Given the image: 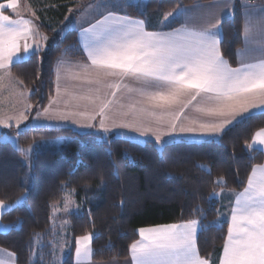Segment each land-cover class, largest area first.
Instances as JSON below:
<instances>
[{
  "label": "trees",
  "instance_id": "trees-1",
  "mask_svg": "<svg viewBox=\"0 0 264 264\" xmlns=\"http://www.w3.org/2000/svg\"><path fill=\"white\" fill-rule=\"evenodd\" d=\"M76 1L30 0L48 39L38 55L11 67L29 92L28 118L52 96L57 60L83 57L76 29L57 32ZM197 1L209 0H149L145 17L132 10L134 6L129 14L144 19L148 27H161L167 13ZM148 16L152 18L147 20ZM221 27V54L236 67V50L243 44L239 6ZM262 128L264 115L256 114L226 129L217 142L180 140L161 149L151 141L140 143L117 136L104 139L70 127L5 131L15 135L21 147L33 148L28 177L23 152L0 139V200L14 204L24 197L20 206L1 216V222L11 227L7 233L0 232V247L14 255L16 264H50L53 205L62 201L66 188L76 190L84 206L67 216L68 253L62 264H74L75 240L87 234H93L92 260L104 262L128 258L129 245L138 240L141 228L199 220L198 207L203 209V224L217 221L219 201L209 202L208 196L221 188L213 181L223 176L227 182L223 190H243L252 166L264 161L262 152L246 147ZM200 164H206L211 173L198 167ZM227 229L224 222L199 233L197 247L202 257L220 256Z\"/></svg>",
  "mask_w": 264,
  "mask_h": 264
},
{
  "label": "snow or ice",
  "instance_id": "snow-or-ice-1",
  "mask_svg": "<svg viewBox=\"0 0 264 264\" xmlns=\"http://www.w3.org/2000/svg\"><path fill=\"white\" fill-rule=\"evenodd\" d=\"M249 2L250 0H240L244 13V46L236 50L238 67H231L221 54V25L225 9L234 16V0H225L219 13L207 12L205 23L200 26L190 25L186 20L180 27L171 28L170 31H147L145 20L108 11L95 24L83 28L80 32L81 43L95 70V79H90L88 83L104 86L103 78H117L114 83L106 85L113 89L111 99H103L99 94L94 98L100 102V129L104 133L116 128L131 129L141 136L150 133L155 137L156 145L163 148L175 143L173 133L199 132L202 134V142L212 143L222 138L226 128L235 122L250 119L256 114L264 115V10L256 16L255 10L249 9ZM136 6L143 15L145 6L139 2ZM207 7L212 8L211 5ZM5 8L15 11L17 0H7L6 5L0 3V70L22 62L32 55H38L41 51L40 41L48 39L31 20L20 18L19 13L16 19L5 15ZM172 15L173 13H167L165 21ZM29 40H32V43H28ZM21 41H24L22 46ZM64 66V61L57 62L58 95L61 69ZM85 70L87 71V66ZM2 79L3 77H0V80ZM125 80L134 82L136 86L122 84ZM121 87L129 94L135 93L144 98L142 101L128 104V111L121 113L123 116L135 115L136 104L144 103L150 107L140 108L139 112L156 117L157 124L163 122L164 115L173 116L167 129L153 128L146 125L142 119L117 123L114 117H111V127L105 126V120L110 118L108 113L112 111V105L119 104L121 109L125 107L115 99L116 92ZM95 91L99 93L100 87ZM186 97L190 99L185 101ZM193 101H198L194 105L197 113L212 119H193L189 125L178 127L176 120L180 118V113ZM173 105H181L179 112L174 115L170 111ZM27 108H31V105H27ZM157 109L160 110L159 114ZM48 111L46 108L45 113ZM40 115L41 113L37 112V117ZM76 115L83 116L84 113ZM27 118L22 112L17 118V124ZM61 118L67 119L63 115ZM95 118V115L89 117ZM0 125L8 126L3 120H0ZM85 126L96 127L94 124ZM19 134L17 132V136ZM8 139L4 137L5 141ZM258 146H264V128L254 133L252 142L246 144L249 150H257ZM19 151L30 156L32 146L28 149L21 148ZM198 167L211 173L206 164H200ZM213 183L219 186L221 191L213 190L209 193V202L224 194L223 189L227 182L220 176ZM228 194L233 196L234 200L230 201L231 215L219 264H264V165H253L243 190L237 192L232 189ZM23 200V196L17 198L14 204H5L0 200V212L20 206ZM73 203L70 194L66 195L65 211ZM75 207L79 211L80 206ZM196 211L201 213L199 220L190 219L177 224L139 229L140 239L129 245L132 264H209L208 258L199 253L198 236L201 231L216 226L222 214L218 211L217 221L205 225L201 222L203 209L198 207ZM10 227L0 225V232L7 233ZM92 240L93 234L76 238L75 264H90L94 254ZM108 246L111 247L110 244ZM0 264H4V261H0Z\"/></svg>",
  "mask_w": 264,
  "mask_h": 264
},
{
  "label": "crops",
  "instance_id": "crops-1",
  "mask_svg": "<svg viewBox=\"0 0 264 264\" xmlns=\"http://www.w3.org/2000/svg\"><path fill=\"white\" fill-rule=\"evenodd\" d=\"M131 1L132 0H128V2H131ZM144 1H145L144 4L147 5L149 0H144ZM95 2L89 3L88 6L82 5V8L78 11V13L76 15H74L75 18L79 19V21H78L79 23L76 26V28H70V29H76L77 30V41H78L79 48L82 51L83 57L77 58V59H71V58L62 56L57 60V62L61 61V60L65 62V66H64V68L61 69V74H60V80H59L60 92H59V95L57 94V72H56L57 62H56L55 70H54L53 94L50 97V99L48 100V102L46 103L45 107L43 109L37 111V112H40L42 115V113H45L46 108L49 110L47 112V114H45V120L48 117L47 118L48 123L44 124L45 120L41 123L43 125L37 123L38 117H37V112H36L32 118H27L26 120H23L22 124L20 125L22 127V129L37 128V127L48 128L46 126H49V127L53 126V128H57V127L61 128V127H69L70 126V128H73L72 126H74V123H73V121L67 120L68 118H74V119L83 118L84 119L86 117H91L93 115H95L96 117L99 116L98 112H99V103L100 102L96 101L94 99L97 94H99L103 99H111L112 98L111 93H112L113 89L108 88L106 85L108 83H114L117 79L116 77H105V78H103L104 86H98L96 84L88 83V81L90 79H95V70L92 68L91 61L88 59L87 53L85 52V50L82 46L80 32L83 28H88V27H90V25L95 24L96 21L100 20L102 18V16L107 14L108 11L116 12L119 15L130 16L129 8L132 7L133 5H131L129 3V5H127L126 9L105 10L102 13H96L93 10L95 7V4H94ZM0 3L6 5L7 0H0ZM224 3H225V0H209V1H205V2L197 1V2L190 3V4L181 5L178 8H176L175 10H173L172 12H169V13L174 12L177 15L176 17H174L172 24L167 25V26L160 25L161 27H155V26H151V25L148 27V25H147L146 30L147 31H170L171 28L180 27V25L182 23H184L186 20L188 21V23L190 25H197V26L203 25L205 23V19H206L205 14L209 11H215V12L219 13V9L224 7ZM28 4L29 3L27 2V0H17L16 10L14 11L12 9L5 8L4 14L5 15H11L13 19H16V18H18L17 13H19L20 18L31 20L32 23L38 27L39 32L42 35H44L40 29V22H39V19L36 15L35 11L32 13L28 9ZM234 4H235V8H236V6H239L241 9L242 29H243L244 13H243V8L240 4V0H234ZM209 5H211L212 8L207 7ZM248 7H249L250 11L255 10L254 14L256 16H259L261 14V10H264V0H250ZM231 15L232 14L228 13L227 9H225V15H224L223 20L230 17ZM165 16L162 19H165ZM130 17H132V16H130ZM133 18L142 19V18H138V17H133ZM147 18H148L147 20H149L150 18H152V16H148ZM64 21H65V19L63 20V22ZM157 21L159 22V19L156 20V23H157ZM213 22H214V19H213ZM242 42H243V35H242ZM20 43L22 46L24 44V41H21ZM28 43H32V40H29ZM40 44H41V51H42L46 47V41L41 40ZM243 46L244 45L242 44V47ZM27 59L28 58H25L23 61H25ZM15 64H17V63H15ZM13 65L14 64L10 65L6 69L0 70V77H3V79L0 80V118H3V117L5 118L10 113V111H11V108H10L11 100L14 99L12 97V95L14 97H16L15 92H18V90L21 91V93L24 92L25 96H24V100H23L24 104L22 105V112L28 117L27 105H30L29 101H28L29 92L26 90V88L23 87L22 84H19V82L17 83L16 81L12 80V78H11V73H12L11 67ZM85 66H87V71L85 70ZM236 67H238V64ZM122 84H129L130 86H136L134 84V82L128 81V80L123 81ZM12 85H14V88H12ZM97 87H100L99 93H97L95 91V89ZM89 89H92V91H89ZM129 96H131V99H129ZM79 97H90L91 99H80ZM115 99L119 100L120 103L125 105V107L123 109H121L119 104L112 105V111L108 113V116L110 118L111 117H114V118L120 117L122 119L124 118V119H129L132 121L142 119L144 121V123L148 126H151L153 128L160 127V128L165 129V130L168 127L169 121H171L173 119V116L164 115L162 117L163 122L160 124H157V122H156L157 118L156 117L147 116L146 114L139 112L140 108L150 107L149 105L144 104V103L136 104L137 111H136L135 115L130 114L128 116H123L121 113L128 111V108H127L128 104L134 103L137 100L142 101L144 99L142 97H139L135 93L129 94L127 92V90L123 87H121L120 90H117ZM184 99H185V101H187V99H190V98L186 97ZM197 103H198V101H193L192 104L189 105L188 108H185L184 111L182 113H180V118L178 120H176L178 127L181 125H185V126L189 125L193 119H198V120H202V121L212 119L210 117H205L202 114L197 113L195 111L194 105H196ZM180 107H181V105H173L172 108L170 109V111L174 115L175 113L179 112ZM156 111H157V114H159L160 110L157 109ZM81 112L84 113L83 116L76 115V113H81ZM62 115L67 117V119H66L67 122L65 121V119L61 118ZM87 120H88V118H87ZM93 120H96V119H92L90 124H94V125H96V127H93V128L85 127L86 129H83L84 130L83 132H90L91 131V132H95V133L100 134L102 137L117 136V137L128 138L130 140L137 141V142H146V141H139L138 138H139V136H141L140 133L134 132L132 130H127L125 133L123 132V134H122V133H118L119 131L116 132L112 129L109 133H104L103 130L100 129V127H99L100 124H98L96 121L93 122ZM234 124H232V125H234ZM232 125L228 126L226 129H228ZM59 126H61V127H59ZM105 126H107V122H105ZM193 126H197V125H193ZM11 128H13V127H11ZM0 129H1V131H3L5 128L0 127ZM13 129L15 130V128H13ZM147 136H152V135L149 133ZM201 136H202V134L199 132H196V133H180V132L173 133V137L175 138V141L187 140V141H192V142H202ZM129 137H131L133 139H131ZM149 139H152L153 143H155V138H148L146 140L151 141ZM165 139H167V138H165ZM251 142H252V140H251ZM257 150L262 152L264 155V146H258ZM260 165H264V161ZM223 191H224V194L221 197L216 198L219 201V206H220L219 213L222 214L220 217L219 223L226 222L228 225V220L230 219V215H231L230 201L234 200V197L228 194L229 190H223ZM237 192H239V191H237ZM5 212H0V224H3L1 222V216ZM148 228H150V227H148ZM138 239H140L139 232H138ZM75 248H76V246H75ZM7 252L11 253V252L7 251L6 249H3L0 247V261H4V264H16L14 255L12 253L10 255ZM74 253H75V250H74ZM222 254H223V248H222V251L220 253V256L218 258H211L209 260V264H219V260H220V257L222 256ZM74 264H75V257H74ZM90 264H132V261H131L130 255H129L128 258L123 259V260H110V261H104V262H96V261H93L91 258Z\"/></svg>",
  "mask_w": 264,
  "mask_h": 264
},
{
  "label": "rangeland",
  "instance_id": "rangeland-1",
  "mask_svg": "<svg viewBox=\"0 0 264 264\" xmlns=\"http://www.w3.org/2000/svg\"><path fill=\"white\" fill-rule=\"evenodd\" d=\"M96 1V2H95ZM28 4V9L33 13L34 12V8L32 6V4L30 3V0H27ZM95 2V7H94V11L96 13H102L105 10H114V9H126L127 5H129V3L131 5H133L134 7L132 8V10H137L138 12L141 13V10L136 6L137 3H142L145 6L144 9V17L146 15V10H147V5L144 4V0H132L131 2H128V0H77L76 3L70 8L69 12H68V16L67 19H65V21L63 23H60L59 28L57 29L59 33L64 32L67 29L70 28H76V26L78 25V18H75L74 15H76L78 13V11L82 8V5H87L89 3ZM126 2V3H125ZM84 3V4H83ZM27 9V8H26ZM27 9V10H28ZM172 12V11H171ZM176 13L173 12V15L168 17L167 21H165V19H163L162 22H160V25L162 26H167L172 24V21L174 20V17H176ZM70 21V22H69ZM11 78L13 81H16L17 83L20 81L13 75V73H11ZM12 88H14V85H12ZM13 91V90H12ZM16 97H14L12 95V97L14 99L11 100V111L8 114V116H6L5 118H0V120L4 121V124H7L8 126L5 127L3 125H0V127H4L5 129L3 131H1L0 129V134H2L0 136V139L2 141L4 140V137H8L9 139L7 140V142H10L11 144H13L14 146L18 147V148H22V149H28L30 146L28 147H21L18 144L17 138L15 135H10V134H6L5 131H8L10 129H12L11 127L15 128V130L19 131L22 129V127L20 126L23 122V120H21L20 124H17V118L20 116V114L22 113V105L23 100H24V92L21 93V91L18 90V92H15ZM27 104V103H26ZM30 108H28L29 111ZM45 114L47 113H42V115H40V117L37 118V123L41 124L44 120H45ZM92 115V114H91ZM11 118V119H9ZM48 118V117H47ZM47 118L44 122V124L48 123L47 122ZM88 118V120H87ZM96 120H93V122H97L98 124H100V117L97 116L95 118ZM67 120L69 121H78V123H74V126H72L74 130L79 131V132H83V129H86L85 125L90 124L92 119H89V117L86 118H79V119H74V118H68ZM67 120L65 119V121L67 122ZM87 120V121H86ZM116 122L119 123L120 121H125V122H132V120L129 119H122L120 117L115 118ZM105 122H107V127H111V123H112V119L109 118L107 120H105ZM43 125V124H41ZM48 128H53V126L49 127L46 126ZM61 127V126H59ZM70 127V126H69ZM40 128V127H37ZM58 128V127H57ZM114 131H119L118 133H125L127 130H131V129H113ZM91 132V131H90ZM95 133V132H93ZM98 134V133H96ZM109 137V136H108ZM108 137H103L104 139L108 138ZM131 138V137H129ZM148 138H155L154 136H139L138 140L139 141H147L146 139ZM133 139V138H131ZM135 139V138H134ZM153 142L152 139H149ZM140 143H144V142H140ZM32 146V145H31ZM33 148V146H32ZM159 149H161V147H159ZM22 158L27 166V170H26V175L29 177L30 176V168H31V155L30 156H26L25 153H23ZM70 194L71 196V200L74 202L73 204H70L68 207V210L65 211V199H66V195ZM76 205H79V211H81L83 209L84 206V201L82 199L78 200L77 199V194H76V190L74 189H64V196L61 202L56 203L53 205V215H52V222H51V233L53 236V239L51 241V252H52V260L50 262V264H62V261L64 259V257L66 256V254L68 253V243H67V236H68V226H69V222H68V217L70 214L72 213H77L79 211H77L76 209ZM67 222V223H65ZM0 225H4V224H0ZM53 242H55V250H53ZM66 242V243H65ZM64 245V247L62 248L61 245ZM8 253V252H7ZM11 255V253H8Z\"/></svg>",
  "mask_w": 264,
  "mask_h": 264
}]
</instances>
